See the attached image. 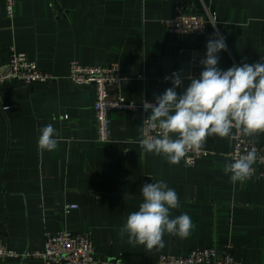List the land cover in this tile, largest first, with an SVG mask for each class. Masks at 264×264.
<instances>
[{"label": "crops", "instance_id": "crops-1", "mask_svg": "<svg viewBox=\"0 0 264 264\" xmlns=\"http://www.w3.org/2000/svg\"><path fill=\"white\" fill-rule=\"evenodd\" d=\"M177 2L204 7L216 16L205 33L183 37L168 32L162 20ZM0 0V66L10 48L24 52L51 80L0 89V235L16 252L40 249L44 236L63 229L91 232L96 255L120 264H155L161 253L186 254L193 247L230 245L238 264H264V178L255 173L232 183L223 171L232 135L208 136L201 148L213 151L186 167L139 144L143 101L171 86L178 71L183 80L198 78L193 62L204 56L214 33L225 37L218 67L226 69L264 57V0H15V15L6 17ZM190 69L182 76L181 56ZM118 62L126 83L121 94L131 109L110 113V140H95L92 84L68 77L69 63ZM201 70H202V65ZM115 88H108L113 96ZM3 107H7L6 111ZM148 118H150V113ZM52 124L57 148L37 149L38 126ZM175 136V134H172ZM244 135V134H243ZM264 143V131L244 135ZM165 180L179 207L192 220L187 237L165 233L164 246L147 249L119 235L125 217L138 208L145 183ZM65 204L77 208L64 212ZM0 264L20 263L9 258Z\"/></svg>", "mask_w": 264, "mask_h": 264}, {"label": "clouds", "instance_id": "clouds-1", "mask_svg": "<svg viewBox=\"0 0 264 264\" xmlns=\"http://www.w3.org/2000/svg\"><path fill=\"white\" fill-rule=\"evenodd\" d=\"M224 49L225 37L214 33L206 41L198 78L190 79L184 91L178 93L176 89L182 81L179 72L174 71L164 77L171 86L156 95L153 102L143 101L144 111L147 117L150 113V121L157 129L156 134L139 140L145 152L162 154L169 163L177 164L186 150L200 149L213 134L230 137L234 127L249 136L264 131V57L222 69L218 67V53ZM37 131L38 151L57 148V130L52 124L38 126ZM255 160V152L248 150L226 161L223 171L232 183L242 181L251 174ZM139 194L142 200L138 208L125 217L119 230V235H127L129 244L162 248L165 233L182 238L189 235L191 217L186 212L171 215V210L179 207V200L165 180L151 179L140 187Z\"/></svg>", "mask_w": 264, "mask_h": 264}, {"label": "built area", "instance_id": "built-area-1", "mask_svg": "<svg viewBox=\"0 0 264 264\" xmlns=\"http://www.w3.org/2000/svg\"><path fill=\"white\" fill-rule=\"evenodd\" d=\"M164 1V0H160ZM2 12L6 17L15 15V0H3ZM166 30L183 37L187 34L205 33L208 24H215L216 16L205 7L203 12H198L192 3L177 2L173 14L162 20ZM54 76L40 69L37 62L29 58L24 52L10 48L8 61L0 66V89L6 84L20 83L31 85L51 80ZM68 77L76 84H92L95 88L93 102L95 140L107 143L110 140V113L121 109H131L135 106L128 102L121 94V87L126 83V77L121 74L118 62L106 64H82L77 61L69 63ZM108 88H115L113 96L108 95ZM7 107H3L5 109ZM157 129L150 118L141 120V135L156 134ZM172 135V134H171ZM253 150L256 154L255 163L252 165L251 174L257 178H264V143L245 137L239 128L234 127L231 148L227 153L230 160ZM213 151L188 149L181 159L186 167H192L196 161L213 154ZM77 208L76 204H65L63 211L67 212ZM9 258H17L20 263L37 261L40 264H120L110 258H100L96 255L92 242L91 232H76L63 229L44 236L43 246L40 249H27L16 252L6 245L0 235V262ZM155 264H238L231 252V246L223 247L202 246L193 247L186 254L174 255L161 253Z\"/></svg>", "mask_w": 264, "mask_h": 264}, {"label": "water", "instance_id": "water-1", "mask_svg": "<svg viewBox=\"0 0 264 264\" xmlns=\"http://www.w3.org/2000/svg\"><path fill=\"white\" fill-rule=\"evenodd\" d=\"M189 56L190 54L188 52H185L182 54L181 56V60H182V64H181V69H182V76L183 77H187L188 75V72H189V69H190V64H189ZM201 60V55L197 56V60L195 62H193L192 66L196 65L193 69V73L194 75H198L199 76V73L201 71V64L199 63V61ZM184 82V85L187 86V81L186 80H183Z\"/></svg>", "mask_w": 264, "mask_h": 264}]
</instances>
